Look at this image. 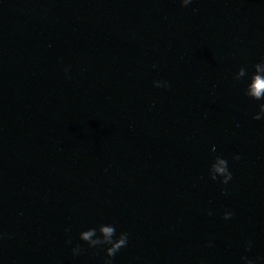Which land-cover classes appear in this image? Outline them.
I'll return each instance as SVG.
<instances>
[{
  "label": "water",
  "instance_id": "water-1",
  "mask_svg": "<svg viewBox=\"0 0 264 264\" xmlns=\"http://www.w3.org/2000/svg\"><path fill=\"white\" fill-rule=\"evenodd\" d=\"M260 57L264 0H0V264H103L66 242L110 220L113 264H264Z\"/></svg>",
  "mask_w": 264,
  "mask_h": 264
},
{
  "label": "clouds",
  "instance_id": "clouds-1",
  "mask_svg": "<svg viewBox=\"0 0 264 264\" xmlns=\"http://www.w3.org/2000/svg\"><path fill=\"white\" fill-rule=\"evenodd\" d=\"M182 8H188L194 3V0H179ZM153 69L157 65L152 66ZM70 67L64 68L67 75ZM232 79L236 82L243 83V95L247 99L256 102L257 110L252 114L251 119L254 121H264V57H260L251 66V71L245 66L239 67L233 74ZM153 87L168 89L170 84L164 80L153 82ZM212 155L207 165V178L213 183H218L227 195V187L233 182L234 175L231 170L229 160L222 155H216V148L213 146ZM233 162L241 159L240 155L232 156ZM209 216L213 215L212 211L208 212ZM234 212L225 209L222 219L225 222L231 221ZM118 222L115 220L103 221L95 226L87 227L79 232L78 243L73 246V241L69 239L66 243L71 246V254L74 258L91 252L93 255L103 253V264H113L114 258L125 248L128 247L130 241V233L128 231H118ZM67 231V230H66ZM86 245V247H84ZM211 247V243L208 245ZM252 247L249 241L246 251H250ZM243 264H256V261L242 256Z\"/></svg>",
  "mask_w": 264,
  "mask_h": 264
}]
</instances>
